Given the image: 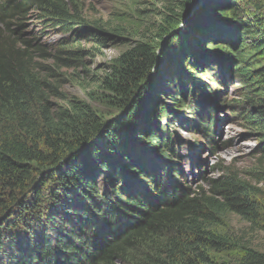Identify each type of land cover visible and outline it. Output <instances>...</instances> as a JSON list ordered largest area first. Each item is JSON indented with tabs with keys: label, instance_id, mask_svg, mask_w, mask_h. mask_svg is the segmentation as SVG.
<instances>
[{
	"label": "trees",
	"instance_id": "trees-1",
	"mask_svg": "<svg viewBox=\"0 0 264 264\" xmlns=\"http://www.w3.org/2000/svg\"><path fill=\"white\" fill-rule=\"evenodd\" d=\"M190 1L163 14V47L161 39L127 40L106 66L98 86L117 113L106 119L56 87L57 71L85 66L88 52L66 41L49 51L16 27L36 11L74 39L104 45L110 35L84 24L73 0H1L0 264H264L219 228L227 212L255 221L261 195L224 170L209 188L179 183L165 155L160 120L171 109L159 86L171 66L172 107L200 92L191 74L209 49L244 85L247 119L264 144V0H204L197 19L178 29ZM205 104L196 102V117L211 132L214 105L205 112Z\"/></svg>",
	"mask_w": 264,
	"mask_h": 264
},
{
	"label": "rangeland",
	"instance_id": "rangeland-1",
	"mask_svg": "<svg viewBox=\"0 0 264 264\" xmlns=\"http://www.w3.org/2000/svg\"><path fill=\"white\" fill-rule=\"evenodd\" d=\"M176 4H179V0H73L74 14L84 24L110 35L104 45L88 37L74 39L71 32L59 25L53 26L36 11L18 20L16 29L22 31L26 38L45 45L49 51L66 41L88 52L84 57L85 66L64 67L57 71L60 80L55 82L56 87L58 93L89 103L94 110L109 119L117 113L105 97H101L98 78L103 75L106 66L126 48L127 40L160 41L156 33L164 20L163 14L171 12L169 8H174ZM241 6L246 5L242 2ZM177 13H181L180 8ZM198 13L189 23L197 19ZM189 23L185 22L181 26L185 29ZM115 28H121L123 32L117 33ZM208 51L203 48L196 55L198 67L191 74L200 89L197 94L188 91L183 95L184 100L181 99V103L172 107L170 97L175 94L170 81L171 75L176 73L174 67L169 66L168 73L161 80L160 102L171 109L169 116L160 120L162 134L170 145V148H165V155L177 166L179 183L182 185L209 188V180L219 177L221 170H224L236 176L241 183L258 190L261 196L255 201L262 208L255 221L227 212L220 219L219 228L236 238L242 250L248 247L264 257V144L247 119L249 115L244 109V85L237 77L224 74V62L219 55ZM45 64L50 63L46 61ZM203 98L205 112L214 105V112H209L213 121L211 132L203 131L196 117V102H202ZM51 100L64 104L59 96ZM98 187L102 192L104 180ZM144 190L146 192L147 187Z\"/></svg>",
	"mask_w": 264,
	"mask_h": 264
},
{
	"label": "water",
	"instance_id": "water-1",
	"mask_svg": "<svg viewBox=\"0 0 264 264\" xmlns=\"http://www.w3.org/2000/svg\"><path fill=\"white\" fill-rule=\"evenodd\" d=\"M204 4V0H191L184 11L182 12V18L180 20L178 29L183 28L181 25L184 24L185 22H190L196 14L199 12V10L202 8ZM166 41L162 40V45H165ZM163 47V46H162Z\"/></svg>",
	"mask_w": 264,
	"mask_h": 264
},
{
	"label": "clouds",
	"instance_id": "clouds-1",
	"mask_svg": "<svg viewBox=\"0 0 264 264\" xmlns=\"http://www.w3.org/2000/svg\"><path fill=\"white\" fill-rule=\"evenodd\" d=\"M0 2H1V0H0Z\"/></svg>",
	"mask_w": 264,
	"mask_h": 264
}]
</instances>
